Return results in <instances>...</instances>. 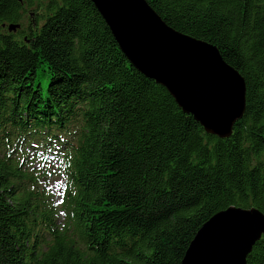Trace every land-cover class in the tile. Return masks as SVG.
Instances as JSON below:
<instances>
[{"label": "trees", "instance_id": "1", "mask_svg": "<svg viewBox=\"0 0 264 264\" xmlns=\"http://www.w3.org/2000/svg\"><path fill=\"white\" fill-rule=\"evenodd\" d=\"M144 1L243 78L242 116L226 138L206 133L91 0H0V264H180L216 212L264 214V0ZM56 141L61 224L24 164L27 143ZM246 264H264V236Z\"/></svg>", "mask_w": 264, "mask_h": 264}, {"label": "water", "instance_id": "2", "mask_svg": "<svg viewBox=\"0 0 264 264\" xmlns=\"http://www.w3.org/2000/svg\"><path fill=\"white\" fill-rule=\"evenodd\" d=\"M91 1L142 75L164 87L206 133L231 134L245 110V83L216 47L166 25L144 0ZM263 235L260 210L229 206L199 228L180 264H246Z\"/></svg>", "mask_w": 264, "mask_h": 264}, {"label": "rangeland", "instance_id": "3", "mask_svg": "<svg viewBox=\"0 0 264 264\" xmlns=\"http://www.w3.org/2000/svg\"><path fill=\"white\" fill-rule=\"evenodd\" d=\"M17 26H14V30L16 29ZM62 179L60 176H54L50 180V189L52 196L55 200L59 199V190L61 187ZM229 207V206H228ZM251 208V207H250ZM226 209V208H225ZM224 210V209H223ZM221 211V210H220ZM59 219H61V213H59Z\"/></svg>", "mask_w": 264, "mask_h": 264}, {"label": "bare ground", "instance_id": "4", "mask_svg": "<svg viewBox=\"0 0 264 264\" xmlns=\"http://www.w3.org/2000/svg\"><path fill=\"white\" fill-rule=\"evenodd\" d=\"M14 28V27H13ZM131 63V62H130ZM132 64V63H131ZM139 72V71H138ZM52 149V148H51ZM54 150H56V148H54ZM53 150V153H54V156H55V160H57L58 162L60 160L63 159V156L59 155L56 151ZM47 210V209H46ZM55 222H58V221H55Z\"/></svg>", "mask_w": 264, "mask_h": 264}]
</instances>
